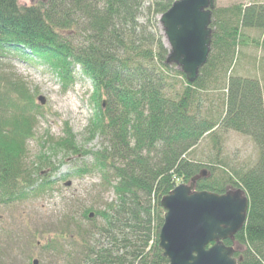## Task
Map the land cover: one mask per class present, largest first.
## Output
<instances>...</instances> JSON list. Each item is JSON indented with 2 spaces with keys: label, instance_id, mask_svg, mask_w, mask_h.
I'll return each instance as SVG.
<instances>
[{
  "label": "trees",
  "instance_id": "trees-1",
  "mask_svg": "<svg viewBox=\"0 0 264 264\" xmlns=\"http://www.w3.org/2000/svg\"><path fill=\"white\" fill-rule=\"evenodd\" d=\"M174 1L38 0L23 5L0 0V207L48 187L45 181L35 185L25 162L41 109L23 79L8 72L6 57L48 65L64 90L76 81L77 67L93 85L97 108L90 133H101L107 142L86 151L93 156L86 168L100 171V187L112 189L115 199L96 210L103 226L81 228L87 238L75 264H167L158 246L164 215L160 200L178 180L189 183L202 169L210 173L195 184L198 190L221 194L241 187L247 194V221L235 234L245 250L234 256L239 264H264V93L258 79L228 74L244 41L243 29L264 30V4L215 9L208 61L190 83L165 61L169 50L156 20ZM213 90L223 94L211 102ZM218 128L252 138L259 149L256 165L230 172L219 162L206 165L186 157L205 135L216 136ZM59 145L79 154L69 129ZM91 210L83 216L89 219ZM95 230L106 245H89Z\"/></svg>",
  "mask_w": 264,
  "mask_h": 264
},
{
  "label": "rangeland",
  "instance_id": "rangeland-1",
  "mask_svg": "<svg viewBox=\"0 0 264 264\" xmlns=\"http://www.w3.org/2000/svg\"><path fill=\"white\" fill-rule=\"evenodd\" d=\"M36 1L21 0V3L30 5ZM215 1L216 8L264 4V0ZM160 16L157 15V21ZM157 24L164 40L163 28L160 22ZM243 33L244 41L237 46L228 74L233 72L258 79L264 93V30L254 27L243 29ZM5 60L8 72L23 79L41 109L42 114L33 129L34 137L27 140L28 157L25 162L33 172L35 185L45 181L48 187L42 194L31 191L23 201L0 207V264H33L35 258L39 264H75L87 238L80 232L81 228L90 230L94 226L104 225L102 217H84V210H103L106 204L115 199L112 189L100 187V171L90 172L86 168L93 161V156L86 151H97L107 142V137L101 133H90L92 116L97 108L92 100L93 85L79 72L78 67L74 75L76 81L64 90L59 77L48 65L25 63L13 55H8ZM172 65L180 70L177 65ZM222 94L214 90L209 92L211 102ZM39 95L47 99L44 106L37 101ZM211 102L205 103V108ZM67 129L75 135V151L79 150V154L59 145ZM215 132L216 136L205 135L186 157L206 165L219 162L222 168L230 172H245L256 165L259 149L252 138L221 128ZM83 169L86 171L82 172ZM68 181L72 182L70 186L66 185ZM177 182L180 183L179 180ZM65 218L69 221H65ZM64 225L65 233L62 230ZM89 242L91 246L98 243L106 245L107 239L95 230Z\"/></svg>",
  "mask_w": 264,
  "mask_h": 264
},
{
  "label": "water",
  "instance_id": "water-1",
  "mask_svg": "<svg viewBox=\"0 0 264 264\" xmlns=\"http://www.w3.org/2000/svg\"><path fill=\"white\" fill-rule=\"evenodd\" d=\"M215 9V0H175L160 16L169 49L165 61L177 65L190 83L197 80L208 61ZM37 101L44 106L47 99L39 95ZM209 173L202 169L189 183L175 185L160 200L165 212L158 246L167 264H239L234 256L237 248L226 246L224 240L233 239L245 226L249 198L241 187L221 194L198 190L195 184ZM94 215L90 213L89 218ZM33 264H39V260L33 259Z\"/></svg>",
  "mask_w": 264,
  "mask_h": 264
},
{
  "label": "flooded vegetation",
  "instance_id": "flooded-vegetation-1",
  "mask_svg": "<svg viewBox=\"0 0 264 264\" xmlns=\"http://www.w3.org/2000/svg\"><path fill=\"white\" fill-rule=\"evenodd\" d=\"M229 240H233V242L230 245H226V246H235V248H237V251H241V252H243L245 250V246L244 245H238V243L236 242L235 238H233V239H225L224 240L225 244H227Z\"/></svg>",
  "mask_w": 264,
  "mask_h": 264
},
{
  "label": "bare ground",
  "instance_id": "bare-ground-1",
  "mask_svg": "<svg viewBox=\"0 0 264 264\" xmlns=\"http://www.w3.org/2000/svg\"><path fill=\"white\" fill-rule=\"evenodd\" d=\"M165 44H166V41H165ZM167 45V44H166Z\"/></svg>",
  "mask_w": 264,
  "mask_h": 264
}]
</instances>
